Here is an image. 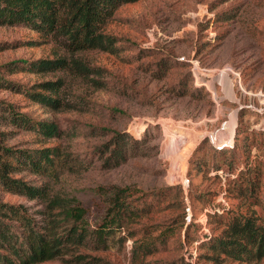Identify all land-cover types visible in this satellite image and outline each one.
Wrapping results in <instances>:
<instances>
[{
  "label": "rangeland",
  "instance_id": "obj_1",
  "mask_svg": "<svg viewBox=\"0 0 264 264\" xmlns=\"http://www.w3.org/2000/svg\"><path fill=\"white\" fill-rule=\"evenodd\" d=\"M107 31L120 41L116 54L82 53L104 69L107 81L102 89L75 81L73 92L88 102L84 111L46 112L21 94L0 91V99L33 119L57 122L62 137L41 142L70 155V169L54 180L27 169L17 174L78 201L92 225L106 207L99 189L128 186L145 193L151 205L139 227L159 233L174 226V219L179 222L174 235L144 261L212 264L198 261V245L217 232L214 216L224 207L247 209L250 200L236 198L233 189L257 171L259 203L252 208L264 224V0H139L120 6ZM38 41L28 27L0 26V66L50 56L52 44H25ZM52 76L18 72L8 79L30 85ZM14 131L8 145L40 147L34 132ZM112 131L127 135V152L124 161L108 168L96 149ZM0 199L25 204L31 213L41 208L1 185ZM120 236L110 238L105 250L89 244L84 251L101 257V264H130L131 240L121 243Z\"/></svg>",
  "mask_w": 264,
  "mask_h": 264
},
{
  "label": "trees",
  "instance_id": "obj_2",
  "mask_svg": "<svg viewBox=\"0 0 264 264\" xmlns=\"http://www.w3.org/2000/svg\"><path fill=\"white\" fill-rule=\"evenodd\" d=\"M137 1L0 0V26H25L39 34L42 41L25 43L30 46L52 44L50 56L1 65L0 91L21 94L46 112L84 111L88 102L73 92L75 81L93 89L106 88L107 81L104 69L91 65L82 53L116 54L120 41L107 31V26L120 6ZM18 72L53 76L23 85L8 79ZM16 129L34 132L40 138V147L8 145L6 141L13 137ZM112 134L110 140L96 149L103 160L102 166L108 168L124 161L127 152L124 145L127 135L117 131ZM62 135L54 120L33 119L14 103L0 99V185L9 193L41 204L37 213H31L25 204L0 199V264H40L50 260L65 264H101V257L84 250L89 244L92 250H105L108 240L117 234H121V243L131 240L130 264H151L144 258L174 235L179 219H174V226L164 227L159 233H154L157 228L139 227L140 219L151 205L144 201L145 193L128 186L99 189L106 198V207L100 220L92 225L87 223V211L78 201L52 193L48 183L36 185L17 174L27 169L54 180L60 171L69 168V153H63L59 145L46 146L41 142ZM259 179L257 171L253 179L247 178L243 180L245 184L235 185L234 196L245 202L250 200L248 207L245 211L224 207L220 215L214 216L217 232L198 245L201 251L198 261L261 264L264 224L258 221L252 208L259 203ZM183 222L181 216L180 223ZM186 239L193 240L188 232Z\"/></svg>",
  "mask_w": 264,
  "mask_h": 264
},
{
  "label": "built area",
  "instance_id": "obj_3",
  "mask_svg": "<svg viewBox=\"0 0 264 264\" xmlns=\"http://www.w3.org/2000/svg\"><path fill=\"white\" fill-rule=\"evenodd\" d=\"M189 219V216L187 217V220Z\"/></svg>",
  "mask_w": 264,
  "mask_h": 264
}]
</instances>
